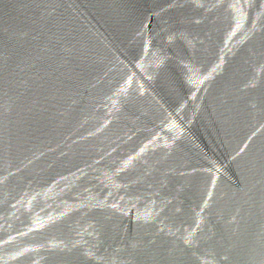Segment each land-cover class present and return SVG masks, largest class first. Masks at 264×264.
Returning <instances> with one entry per match:
<instances>
[{"label": "water", "instance_id": "95a60500", "mask_svg": "<svg viewBox=\"0 0 264 264\" xmlns=\"http://www.w3.org/2000/svg\"><path fill=\"white\" fill-rule=\"evenodd\" d=\"M0 264H264V0H0Z\"/></svg>", "mask_w": 264, "mask_h": 264}]
</instances>
